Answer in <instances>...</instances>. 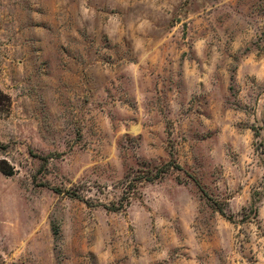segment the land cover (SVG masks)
I'll list each match as a JSON object with an SVG mask.
<instances>
[{
    "label": "rangeland",
    "instance_id": "374dc122",
    "mask_svg": "<svg viewBox=\"0 0 264 264\" xmlns=\"http://www.w3.org/2000/svg\"><path fill=\"white\" fill-rule=\"evenodd\" d=\"M0 264H264V0H0Z\"/></svg>",
    "mask_w": 264,
    "mask_h": 264
},
{
    "label": "trees",
    "instance_id": "16d2710c",
    "mask_svg": "<svg viewBox=\"0 0 264 264\" xmlns=\"http://www.w3.org/2000/svg\"><path fill=\"white\" fill-rule=\"evenodd\" d=\"M0 98H6V97H4V95H0ZM0 164H6V163H4V162H0ZM0 173L1 174H3L4 176H12L13 175V169L12 168H10L8 165L7 166H5V167H1L0 168Z\"/></svg>",
    "mask_w": 264,
    "mask_h": 264
}]
</instances>
